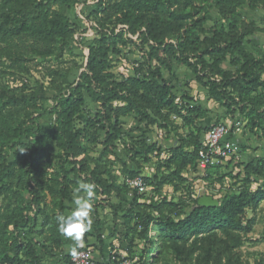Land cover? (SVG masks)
Returning <instances> with one entry per match:
<instances>
[{
    "label": "trees",
    "instance_id": "16d2710c",
    "mask_svg": "<svg viewBox=\"0 0 264 264\" xmlns=\"http://www.w3.org/2000/svg\"><path fill=\"white\" fill-rule=\"evenodd\" d=\"M78 3L0 0V264H44V256L57 255L55 264H69L75 251L86 248L67 250L57 228V216L66 214L81 183L95 186L99 247L106 237L98 209L107 207L123 228L114 238L131 264H264V253L250 260L242 249L252 242L248 234L256 221L247 211L264 200V156L213 178L220 182L226 175L236 185L220 192L216 206L163 194L164 185L178 191L184 172L197 168L201 137L210 127L202 122L205 108L167 80L165 72L176 77L175 65L191 72L230 119L239 114L264 139V49L253 42L264 35V0H95L90 15L97 36L85 46L76 79L56 66L48 70L47 88L17 85L16 74L27 73L31 62L74 55L78 28L68 11ZM243 8L262 15L246 19ZM212 10L218 17L208 26ZM125 48L138 54L130 74L116 71ZM46 113L52 118L42 126ZM127 117L140 125L134 128L138 139L124 129ZM159 131L171 142L148 144L145 134ZM138 158H155L157 172L141 175ZM112 159L123 177L141 175L152 195L120 182ZM219 167L206 168L201 178L212 180L211 170ZM119 261L111 255L100 264Z\"/></svg>",
    "mask_w": 264,
    "mask_h": 264
},
{
    "label": "rangeland",
    "instance_id": "374dc122",
    "mask_svg": "<svg viewBox=\"0 0 264 264\" xmlns=\"http://www.w3.org/2000/svg\"><path fill=\"white\" fill-rule=\"evenodd\" d=\"M95 0H79L77 5L72 6L68 13L72 18L73 23L77 26V31L74 36V40L72 41V45L74 47V55L65 54L61 58H48L43 60H35L30 63V67L27 73H23L22 75L16 74L18 78L17 85L21 86L24 83L28 90L36 88L40 83L43 84L44 88L48 87V83L50 77L48 75V70L50 68L61 66L65 70H69V79L71 81L75 80L80 67L85 62L86 49L85 46L91 42L93 38L97 36L96 33V25L94 23V19L92 15H90L91 11L94 8ZM240 14L246 19H256L259 20L262 15V11H250L247 8H243L240 11ZM217 14L215 11H211L209 14V20L207 25H211L214 20L217 19ZM253 42L255 44V48H263L264 49V35L258 34ZM249 48L255 50L254 47L248 45ZM133 48V46L131 47ZM118 58V57H117ZM138 58L137 53H130L127 48L123 50L122 55L119 57L116 65V71H120L124 74H130L131 68L133 66V61ZM174 72L176 77L170 76L167 72H165V76L167 80L173 84L174 91L177 94L186 93L189 94L195 101L201 104L205 108V113L203 115L202 122L214 125L216 123L222 122L228 125L230 129V137L235 139L239 145V152L237 157L233 156L226 161L218 169L211 170V179L212 180H204L202 179V175L205 170H199L196 168L195 170L189 169L184 172V176L186 177L185 185H183L178 191H173V187L169 185L163 186V194L168 198L176 200L178 197H184L189 200L190 203L193 202L194 199H199L202 195H207L218 199L217 196H220V192L223 195L225 192L233 191L236 187L235 180L229 176L224 175L220 182H214L213 178L216 176H221L226 174L228 170L233 168V174H235L238 170H241L243 165L249 161H255L258 158L264 156V139L260 136V132L258 134H253L249 131L247 126L245 125V121L241 119L239 114H236L234 120L230 119L228 115H226L224 109L217 104H215L212 100L208 99L206 90L198 85L191 72H189L186 68L182 66H174ZM25 88V89H26ZM47 96L51 98L52 92L47 91ZM51 101H46L45 106H50ZM52 116L49 113H46L40 120L39 123L42 126H46L49 124ZM124 129H132L130 130V135L134 139H138L141 135L140 132L134 130L136 126H140L133 117H127L123 119ZM182 131H186V129H181ZM127 143H132L128 136L124 137ZM144 138L146 142L150 144L153 141H159L162 144H168L171 141L165 139V134L161 131L159 132H149L146 133ZM118 154L122 157L126 155L123 147L120 145ZM137 162L141 166V175L144 176H152L157 172L156 169V159L153 158L150 162H144L141 158L137 159ZM241 163L240 165H238ZM113 167L115 168L116 174L118 175V180L121 182L123 180L126 181V177L120 175L118 170L121 168V164L118 161H113ZM227 165L229 168H227ZM140 175V176H141ZM189 184L191 189L188 191L186 184ZM257 183H253L252 187L255 188ZM146 195H152V186L147 185ZM190 192V193H189ZM73 208V203L69 205V209L66 214L70 213ZM99 218L101 220V224L103 226V232L106 237L104 245L102 247V251L105 250L107 257L111 255H117L118 259H121L125 256L124 251L119 247V242L114 238V236L121 235L123 232V228L117 221H114L112 212L105 207L104 209H98ZM255 216V223L253 225L252 231L248 234L249 238L252 239V242L245 243L242 249L245 251V254L249 256V259L252 260V256L255 253H264V200L258 203V207L256 211L248 210L247 216ZM90 217L92 220L91 230L87 231L91 235L88 237V243L95 244L97 247L98 242L95 239V227L93 222V209L90 213ZM69 247L67 250H71L73 246L76 245V242L71 240L67 241ZM86 242L83 241V245ZM138 248L142 247L141 242L137 239L135 240ZM112 244V248L110 247ZM78 245V244H77ZM91 245V244H89ZM98 248V247H97ZM44 256V253H42ZM60 258L57 255L55 258L44 256V264H55Z\"/></svg>",
    "mask_w": 264,
    "mask_h": 264
},
{
    "label": "built area",
    "instance_id": "2783aa9c",
    "mask_svg": "<svg viewBox=\"0 0 264 264\" xmlns=\"http://www.w3.org/2000/svg\"><path fill=\"white\" fill-rule=\"evenodd\" d=\"M201 139L202 147L198 151L197 158L199 170L222 165L231 157H237L240 150L238 142L230 137L228 125L222 122L210 125ZM126 183L131 190H136L138 193L147 192V185L141 176L127 178ZM69 264H100V262L94 258L90 248H81L72 254ZM119 264H131V260L124 256Z\"/></svg>",
    "mask_w": 264,
    "mask_h": 264
},
{
    "label": "clouds",
    "instance_id": "9594fccd",
    "mask_svg": "<svg viewBox=\"0 0 264 264\" xmlns=\"http://www.w3.org/2000/svg\"><path fill=\"white\" fill-rule=\"evenodd\" d=\"M94 187L91 183H81L79 187L73 189V208L71 212L57 216L58 231L79 246H83L84 234L91 230L90 213L92 212Z\"/></svg>",
    "mask_w": 264,
    "mask_h": 264
},
{
    "label": "crops",
    "instance_id": "0c3cea01",
    "mask_svg": "<svg viewBox=\"0 0 264 264\" xmlns=\"http://www.w3.org/2000/svg\"><path fill=\"white\" fill-rule=\"evenodd\" d=\"M66 241L70 242L71 239L70 238H66ZM93 243H88V242L85 243V245L88 244V246L86 248H90L92 250L93 256L98 262L104 263V261L107 259V254H106L105 250L104 251L101 250L103 246L99 247V245H97V247H98L97 248V247H95V244H93ZM89 244H91V245H89Z\"/></svg>",
    "mask_w": 264,
    "mask_h": 264
},
{
    "label": "water",
    "instance_id": "95a60500",
    "mask_svg": "<svg viewBox=\"0 0 264 264\" xmlns=\"http://www.w3.org/2000/svg\"><path fill=\"white\" fill-rule=\"evenodd\" d=\"M199 205L211 207V206H216L218 204V201L207 195H202L198 200H197Z\"/></svg>",
    "mask_w": 264,
    "mask_h": 264
}]
</instances>
